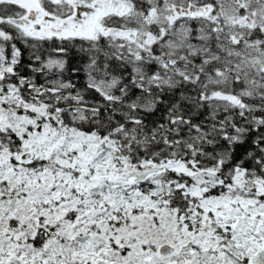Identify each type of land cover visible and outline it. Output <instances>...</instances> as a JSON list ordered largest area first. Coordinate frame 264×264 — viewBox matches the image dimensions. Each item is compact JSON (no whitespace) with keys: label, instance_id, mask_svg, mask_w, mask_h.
Returning a JSON list of instances; mask_svg holds the SVG:
<instances>
[{"label":"snow or ice","instance_id":"snow-or-ice-1","mask_svg":"<svg viewBox=\"0 0 264 264\" xmlns=\"http://www.w3.org/2000/svg\"><path fill=\"white\" fill-rule=\"evenodd\" d=\"M0 264H264V0H0Z\"/></svg>","mask_w":264,"mask_h":264}]
</instances>
